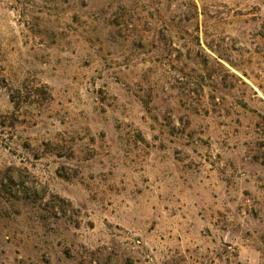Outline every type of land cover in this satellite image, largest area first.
Segmentation results:
<instances>
[{"label":"rangeland","instance_id":"374dc122","mask_svg":"<svg viewBox=\"0 0 264 264\" xmlns=\"http://www.w3.org/2000/svg\"><path fill=\"white\" fill-rule=\"evenodd\" d=\"M0 264H264V0H0Z\"/></svg>","mask_w":264,"mask_h":264}]
</instances>
